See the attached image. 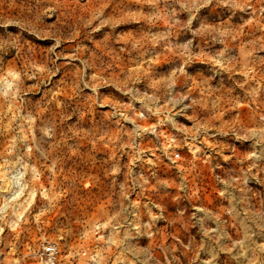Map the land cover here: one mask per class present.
<instances>
[{"label": "rangeland", "instance_id": "374dc122", "mask_svg": "<svg viewBox=\"0 0 264 264\" xmlns=\"http://www.w3.org/2000/svg\"><path fill=\"white\" fill-rule=\"evenodd\" d=\"M3 184L58 264H264V0H0Z\"/></svg>", "mask_w": 264, "mask_h": 264}, {"label": "built area", "instance_id": "2783aa9c", "mask_svg": "<svg viewBox=\"0 0 264 264\" xmlns=\"http://www.w3.org/2000/svg\"><path fill=\"white\" fill-rule=\"evenodd\" d=\"M182 158L180 150H175L172 153V159L177 161ZM16 188V187H15ZM13 184L8 186L3 184L0 186V264H58L61 257L60 245L52 240L44 238L41 240L38 248L33 250V234L29 232L26 241L23 243V248L17 245L18 239L24 230L20 226V221L13 220L8 228L4 221L10 214L11 206L17 199L13 198V192L15 191ZM22 221V220H21ZM11 236L10 244H6L5 232Z\"/></svg>", "mask_w": 264, "mask_h": 264}, {"label": "bare ground", "instance_id": "6f19581e", "mask_svg": "<svg viewBox=\"0 0 264 264\" xmlns=\"http://www.w3.org/2000/svg\"><path fill=\"white\" fill-rule=\"evenodd\" d=\"M19 175V174H18ZM13 176H14V174H13ZM15 178L16 179H19V176H17V175H15ZM14 182H16L15 180H13ZM20 182V181H19ZM16 185V184H15ZM15 187V186H14ZM20 192L19 191H15L14 193H13V198H15V199H17L19 196H20ZM35 192H33V194L31 195L32 196V201H34V199H35ZM29 201H31V200H29ZM32 205V202H30L27 206H25V207H23V209H22V211L21 212H19L18 213V220H22L24 217H25V214H26V212H27V210H28V208L30 207Z\"/></svg>", "mask_w": 264, "mask_h": 264}]
</instances>
